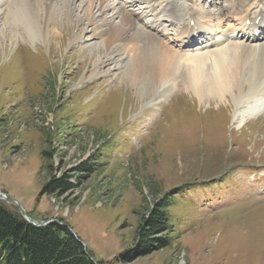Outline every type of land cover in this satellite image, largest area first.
Listing matches in <instances>:
<instances>
[{
    "label": "rangeland",
    "instance_id": "rangeland-1",
    "mask_svg": "<svg viewBox=\"0 0 264 264\" xmlns=\"http://www.w3.org/2000/svg\"><path fill=\"white\" fill-rule=\"evenodd\" d=\"M105 3L110 8L90 26L85 0H75L50 35L56 15H46L44 2L33 0L29 27L12 18L11 0H0V200L38 222L67 225L100 264H264V97L247 89L238 106L216 111L224 101L198 103L180 72L160 88L130 85V53L100 64L104 35H95L121 14L145 26L167 9L173 13L159 34L181 44L192 17L208 40L188 50L170 44L188 66L216 46L249 44L234 33L240 17L264 11V0ZM54 180L72 186L47 190ZM162 197L171 230L158 247L140 241L137 229Z\"/></svg>",
    "mask_w": 264,
    "mask_h": 264
},
{
    "label": "bare ground",
    "instance_id": "bare-ground-1",
    "mask_svg": "<svg viewBox=\"0 0 264 264\" xmlns=\"http://www.w3.org/2000/svg\"><path fill=\"white\" fill-rule=\"evenodd\" d=\"M39 1L45 3L46 15L49 14L51 17L52 15H56V17L54 16L56 20L52 23L54 25L53 30L49 32L50 35L55 34L57 32L56 29L62 23V19L68 15H72L74 9H76L73 5L71 6L75 0H61L62 3L59 7H54L55 1L57 0ZM145 1L150 4L152 0ZM11 2L13 5H16L15 7H18V10L15 8L16 10L11 12L12 15H9H11L12 18H15L16 21L24 22L29 27H32L33 24H35L34 20L31 19L33 13L31 7L33 0H11ZM106 8L108 9L110 6L105 3V0H85V6L81 8V14L83 17L88 16L87 23L91 26L93 24L92 22L94 20L96 21L98 16L104 13ZM93 9L96 10L92 12ZM234 11L228 12L229 14H237V12L235 13ZM172 13L173 12L169 13L168 10L165 9L161 14L157 15V20L153 21L151 25L145 24V26H134L133 22L129 19L130 17L128 18L129 15L121 14L119 22L110 27H102L98 33H95V35H104L102 43L98 45L104 49V51L101 50L103 52H100L99 63H111L114 59H112L109 54H113L114 52L118 53L123 51L130 53L132 77L127 78L129 80H126V82L128 81L130 85L136 87L137 85H134L135 82H144L147 80L157 87L166 83L168 84V79L176 77L177 72H180L183 77V82L186 84L184 85L189 88L191 93L193 92L192 94L196 96V99L194 100L198 103L208 97L215 102L224 101L221 102L222 105L219 104L217 106L216 111H219L220 109L227 110L228 106L226 107L224 104L230 105L234 103V105L238 106L242 96L245 95V90L247 89L254 90L255 95H261V98L264 97V42H262L264 40V27H260L264 21L262 16L261 20H259L258 23H255L256 17L260 15L259 11L253 12L254 14L251 17L247 15L246 19L243 18V23L245 20H252L253 23L251 26L245 28V25H242L241 23V27H239L245 29L241 34L244 37L240 38L242 40H247L249 44L231 42L223 46H216V49H214L211 54L207 52L195 54L188 66L183 64L180 59L181 55L178 54L179 52L170 45L173 44L181 48L183 45L195 40V34L190 31L188 25L183 26L181 32V44L177 43V38L173 40L167 39L166 41L163 40L162 36H160L161 34H159L160 22L165 21L166 18L172 15ZM117 16H119V14ZM83 17H77L76 22H79ZM53 18L50 19L52 20ZM110 18L112 17L110 16ZM232 19H235V17ZM190 21L191 20H189V22ZM106 22L108 23L107 19H102L103 24ZM200 29L201 27H198L196 31L197 37H200L203 32V30ZM38 30H40V28ZM91 30H93V28ZM83 31L85 33L89 32L87 27L83 28ZM93 33L94 32L89 34V37L91 35L94 36ZM2 35L6 38V41H9L10 37H8V34ZM184 37L187 39H184ZM123 40H127V42H120ZM255 41L261 43H259V45L250 44ZM123 80L122 84L125 82V79ZM140 86L143 87L142 85ZM143 91H146L144 87ZM114 93L117 101L119 96L117 95V91ZM0 196L3 197L1 193Z\"/></svg>",
    "mask_w": 264,
    "mask_h": 264
},
{
    "label": "trees",
    "instance_id": "trees-1",
    "mask_svg": "<svg viewBox=\"0 0 264 264\" xmlns=\"http://www.w3.org/2000/svg\"><path fill=\"white\" fill-rule=\"evenodd\" d=\"M85 164L84 168L88 169ZM67 181H53L46 189L65 190L71 188ZM162 197L154 202L148 215H141L137 236L145 243H156L163 247L168 245L161 237L162 233H170L171 225ZM163 239V240H162ZM120 258L125 262L123 254ZM0 264H100L92 260L86 253L78 238L65 224L50 221L36 226L23 218L12 208L0 200Z\"/></svg>",
    "mask_w": 264,
    "mask_h": 264
},
{
    "label": "water",
    "instance_id": "water-1",
    "mask_svg": "<svg viewBox=\"0 0 264 264\" xmlns=\"http://www.w3.org/2000/svg\"><path fill=\"white\" fill-rule=\"evenodd\" d=\"M0 193L4 196H6L1 190H0ZM23 218H25L27 221H29L30 223H32L33 225H36V226H41V225H44L45 222H38L37 220H35L34 218L28 216L27 214H24L22 215Z\"/></svg>",
    "mask_w": 264,
    "mask_h": 264
}]
</instances>
